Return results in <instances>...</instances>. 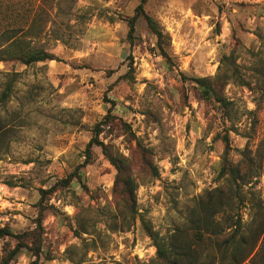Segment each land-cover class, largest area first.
Returning a JSON list of instances; mask_svg holds the SVG:
<instances>
[{
  "label": "rangeland",
  "instance_id": "1",
  "mask_svg": "<svg viewBox=\"0 0 264 264\" xmlns=\"http://www.w3.org/2000/svg\"><path fill=\"white\" fill-rule=\"evenodd\" d=\"M142 2L0 0V49L14 34L58 58L0 62V98L10 85L0 104V226L31 231L42 209L38 264L149 263L156 247L141 217L164 236L188 226L207 191L226 183L229 131V160L246 152L260 174L217 218L261 230L244 264H264V0H145L169 36L163 46L143 16L128 36ZM218 73L228 110L196 81ZM102 121L100 141L128 159L138 186L133 223L121 217L102 147L81 166ZM77 166L82 178L65 182ZM16 243L0 239V263ZM35 260L23 248L10 264Z\"/></svg>",
  "mask_w": 264,
  "mask_h": 264
},
{
  "label": "trees",
  "instance_id": "2",
  "mask_svg": "<svg viewBox=\"0 0 264 264\" xmlns=\"http://www.w3.org/2000/svg\"><path fill=\"white\" fill-rule=\"evenodd\" d=\"M143 2L137 7L136 15L130 19L128 36L131 40L134 39L136 22L139 17L143 16L149 29L157 36L159 45L163 46L165 42H169V36L161 25L144 10ZM14 36V34L6 36V45L0 49V62L19 60L25 64H32L58 59L53 53L43 49H33L23 39L14 38ZM233 69L234 72H238L236 65ZM219 78L220 73L215 77H198L196 81L201 86L203 97L207 99L215 98L220 106L228 110L230 101L221 93V85L218 83ZM9 92L10 85H7L2 92L0 104L6 101ZM104 122L106 121L95 125L94 135L87 144L86 158L81 166L91 161L95 145L102 147L104 155L116 168L114 189L120 196L119 210L121 213H119L123 221L128 222V220H131L133 223L139 214L136 208V190L138 186L131 174L128 159L114 153L107 144L100 141L99 136L103 130L101 126ZM6 131V125L0 123V140ZM223 140L226 144V150L223 155L220 175L226 178V183L207 191L202 201L192 210V218L188 226L177 228L169 235L164 236L152 230L145 219L141 217L145 230L156 247V257L146 264H244L252 255L258 242V233L262 231L258 229L252 230V232L242 230L239 219L233 220L225 229L221 220H218L217 214L221 211L227 213L233 208L232 196L234 194L238 195V188L242 184H246L253 176L260 174L259 167L255 165V160L246 152H244L242 159L236 163L231 162L228 158L230 150L229 131L223 135ZM74 178H82L78 166L69 173L64 181L69 183ZM42 218L43 211L41 209L36 227L22 234L15 233L8 226H0V239L6 236L17 239L15 247L8 250L0 264H10L23 248H28L33 252L36 260L32 264H38L42 254ZM225 219L226 221L231 220L228 215Z\"/></svg>",
  "mask_w": 264,
  "mask_h": 264
},
{
  "label": "built area",
  "instance_id": "3",
  "mask_svg": "<svg viewBox=\"0 0 264 264\" xmlns=\"http://www.w3.org/2000/svg\"><path fill=\"white\" fill-rule=\"evenodd\" d=\"M230 2L232 3H246V2H249V1H252V0H229Z\"/></svg>",
  "mask_w": 264,
  "mask_h": 264
}]
</instances>
